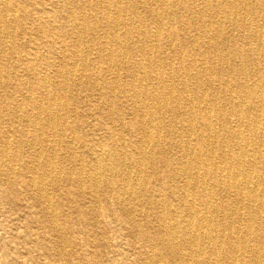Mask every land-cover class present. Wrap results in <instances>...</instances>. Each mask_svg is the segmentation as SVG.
Wrapping results in <instances>:
<instances>
[{
  "label": "bare ground",
  "instance_id": "1",
  "mask_svg": "<svg viewBox=\"0 0 264 264\" xmlns=\"http://www.w3.org/2000/svg\"><path fill=\"white\" fill-rule=\"evenodd\" d=\"M48 1L72 23L56 25L54 10L37 21L40 35L50 38L49 56L40 61L55 67L53 74L29 54L20 61L24 77L0 67V85L25 92L6 112L0 101V201L16 198L19 188L29 192L64 259L77 237L69 235L64 212L61 218L65 203L53 207L47 190L70 182L65 200H75L87 226L100 220L99 209L96 216L85 209V187L104 215L120 217L140 253L135 264H264V0ZM18 9L28 17L25 6L0 0V36L25 30L16 15L9 23ZM70 37L74 45L58 55L55 40L65 46ZM167 45L178 65L166 62ZM96 47L105 68L89 63ZM9 49L25 53L0 39V52ZM113 70L129 81L110 79ZM84 88H98L106 122L132 116L131 140L114 125L103 139L84 132L76 143L65 140L66 130H78L69 113L79 103L74 92ZM18 119L32 125V134L16 126ZM36 146L38 152L24 153ZM148 171L155 182L148 183Z\"/></svg>",
  "mask_w": 264,
  "mask_h": 264
},
{
  "label": "rangeland",
  "instance_id": "2",
  "mask_svg": "<svg viewBox=\"0 0 264 264\" xmlns=\"http://www.w3.org/2000/svg\"><path fill=\"white\" fill-rule=\"evenodd\" d=\"M21 6H25L28 11V17L24 15L22 9L18 11L11 12L8 15V20L11 25H15L13 19L17 16L22 25L25 26V30L22 32L18 29L13 35L0 36L1 42L4 47L8 48L11 45L24 48L25 55L22 49L18 53L11 51L10 49L6 52H0V67L7 68L11 71L13 75H18L24 77L28 74L26 71L27 67L20 62L22 58L30 56V59L39 57L37 64L43 72L53 74L56 69L51 66H44L40 61V56L47 57L49 52L47 50V43L49 42V37H42L38 32L37 25L41 19L47 20L52 18V10L59 11L57 14L59 18H52L55 20L56 25L66 24L70 28L72 23L67 19H64L63 13L60 12L58 6L49 4L48 0H13ZM61 4V0L58 1ZM45 10H40L43 7ZM20 7V6H19ZM58 7V8H57ZM50 9V10H49ZM49 13V14H43ZM51 12V13H50ZM63 17V19H62ZM61 18V19H60ZM68 22V23H67ZM166 25L172 24V21L167 20ZM225 30L232 29L231 24H224ZM238 35V32H235ZM99 37L102 40L103 34L99 31ZM6 38V39H5ZM14 39V40H13ZM22 40V41H21ZM74 37H70L64 43H60V39H56L57 54L61 55L65 52L66 48H71L74 45ZM14 42V43H13ZM164 52L166 53V62H173L178 65L179 59L175 57V47L172 45L164 46ZM167 51H166V50ZM98 48L90 51L89 63L90 65H97V67L105 68L106 64L99 58ZM27 54H29L27 56ZM98 55V60H97ZM29 58V57H28ZM174 59V60H172ZM11 60V61H10ZM220 65V64H219ZM89 73V72H88ZM87 73V74H88ZM113 70L109 74V78L114 79L116 75L122 82L129 81L127 73L121 71L118 74ZM86 77H81L79 82H84ZM86 80V79H85ZM13 83V82H12ZM11 83V84H12ZM7 85H0V101H5L4 111L10 110L13 105H20L25 99V92L18 91L13 87H9L10 84L6 82ZM13 90V91H12ZM218 94H221L224 90L217 89ZM98 88H91L90 90L79 89L78 92H74V96L79 102L75 107L70 110V122H76L78 130L76 132L68 129L65 132V140L73 141L75 143L80 137L81 133L86 132L88 138L91 140L93 138L103 139L106 130L113 127L116 131L125 130V135L128 140H131L130 131L128 126L132 119V116L126 114L124 121L119 122L118 120L112 122H106L101 118V109L103 108V97L99 95ZM73 95V92H71ZM101 97V98H100ZM4 99V100H3ZM123 104L127 109L131 107V100L127 95H123ZM28 105H22L20 110H26ZM77 108V109H76ZM30 124V123H29ZM22 124L17 122V127H22V129H28L30 133L33 132V127L30 124ZM7 126V125H6ZM122 128V129H121ZM32 131V132H31ZM93 131H95L93 133ZM129 131V132H128ZM47 139H49L46 146H52L54 138L48 134ZM16 137V136H15ZM74 137V138H73ZM15 139L14 137L12 140ZM170 141V138H167ZM55 142V140H54ZM2 149V143L0 142V151ZM39 146L29 151L25 149V154H30L33 152H38ZM81 150H77L78 154ZM176 154V152H173ZM172 153V154H173ZM88 156V155H87ZM11 157L8 155L4 159V163L7 165L10 162ZM2 163V162H1ZM16 164V163H15ZM65 177V176H64ZM63 177V178H64ZM66 179V178H65ZM148 183H153L156 180L151 175V171H148L147 176ZM5 186L7 184L3 181ZM73 185L70 182H65L61 190L57 188H51L47 190L49 195L52 196V205L56 202L63 201L64 209L60 212L61 218H63V212L68 218L69 227L71 230L68 231L71 237H77V244L75 246H69V250L73 251L70 258L64 259L61 256V252L57 250L60 244V240L57 239L55 233L47 226V217L40 212L39 203L32 198L31 194L22 188H19L18 196L16 198L4 199L0 201V264H135L139 258V250L133 248V238L130 230L120 222V217H107L103 213V204L98 201H94L91 197V190L84 188L82 194L86 195L87 198L84 200L85 209L92 211L94 209V214L98 211V216L94 217L100 220L99 224H94L92 226H87L82 218L79 210L75 208V200L66 201L64 193L67 190L73 189ZM100 194H103L100 191ZM84 197V196H83ZM110 204H114L112 198L108 201ZM54 207V205H53ZM50 212H53L50 210ZM118 216V215H116ZM73 221V222H72ZM264 222V221H263ZM75 223V224H74ZM105 223V224H104ZM75 225V226H74ZM87 231V232H86ZM264 232V227H263ZM138 244V243H136ZM137 246V245H136Z\"/></svg>",
  "mask_w": 264,
  "mask_h": 264
}]
</instances>
